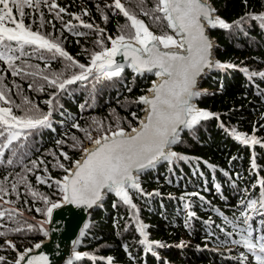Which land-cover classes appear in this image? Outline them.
<instances>
[{"label":"trees","instance_id":"16d2710c","mask_svg":"<svg viewBox=\"0 0 264 264\" xmlns=\"http://www.w3.org/2000/svg\"><path fill=\"white\" fill-rule=\"evenodd\" d=\"M109 1L55 0L58 7L50 9L48 6L49 14H57L59 8H64L65 11L82 14L86 22L98 28L77 25L64 28L57 21L50 23L54 16H47L45 26L51 27L54 32L51 34L47 31L48 35L52 40V35L60 38L64 51L79 64L87 66L92 54L86 53L82 47L89 45L85 44L88 37L99 33L104 46L109 47L108 37L114 39L128 33L124 26L130 21L118 10L110 13L105 6ZM210 1L218 16L231 25L229 29L211 33L218 43L216 58L231 67L211 74L203 82L204 92L196 103L199 108L219 118L201 121L192 130L184 132L174 148L177 158L141 177L142 193L131 192L136 209H131L113 196L108 197L103 208L93 213L79 248L80 253H88V256L74 264H108L109 257L112 264H239L221 254L228 249L234 254L246 256L249 263L255 264L253 254L242 245L230 241L240 239V235L233 231V225L236 224L241 230L245 227L239 223L243 220L241 213L248 215L253 211L247 209L245 204L249 200H259L261 191L258 180L261 186L264 183V77L255 78L242 70L245 67H264V21L252 18L264 14V0ZM51 3L52 0H48V4ZM121 3L155 35H173L166 22H156L150 15L143 14L151 13L158 0H143L142 3L141 0H121ZM40 16V9L32 11L30 17L33 26ZM48 23L51 25L48 26ZM71 27L77 28L70 31ZM12 47L15 48L16 44L12 43ZM27 48L36 51V47L31 49L26 46L24 52L29 51ZM95 50L99 52L101 48ZM13 56L19 57L14 60V66L23 71L20 75L12 76V70L4 61H0V87L15 102L10 105L14 114L24 116L28 108H33L32 114L38 112L37 116H41L51 111V116L47 126L25 130L21 139L9 149H0L3 151L0 156V182L10 185L9 193L19 189L16 174H10L19 168L25 173L27 184L38 195L36 200H32L28 194H19L22 201L16 206L31 217L29 221L23 218L19 221L23 231H14L17 226H0L1 231L7 233L0 236V256L6 258L4 264L14 262L17 251L31 248L43 239L37 221L45 218L43 210L50 205H45L41 197H48L51 202L61 199L53 183L66 174L59 165L70 169L73 162L80 158L87 138L72 125L78 123L81 129L88 130L95 120L104 125L99 131H114L117 127L131 130L142 116L137 100L154 79L136 77L126 69L120 77L111 80L97 81L95 75L60 90L42 76L46 75L50 80L59 77V83L78 74L79 68L68 69L69 60L65 58L67 62L57 65L55 60L44 64L49 62L48 58L37 55L34 62L17 53ZM25 72H35L36 75L26 76ZM42 98L53 100L49 110L45 103H41ZM26 100L30 103H25ZM21 105L28 106L24 108ZM232 129L255 136L260 143L244 145L233 137ZM59 150L66 153L69 159L60 156V160L50 166L48 155L59 154ZM9 160L12 162L9 163ZM32 161H36L38 166L33 168ZM40 161L46 164L44 172L39 167ZM36 176L44 178L46 182L39 183ZM14 184L16 190L12 191ZM4 200L8 198L0 202ZM37 208L42 211L37 212ZM253 213L254 219L250 223L257 229L255 235L259 236L262 233L258 230L263 226L264 218L258 216L257 211ZM15 219H18L17 216ZM29 224L33 225L32 230H28ZM138 224H143L150 242H159L163 246L156 247L154 244L152 251H147L145 245L140 243L144 237L137 231ZM230 232L233 234L229 237L226 234ZM6 240L14 243L17 251L9 248ZM206 247L218 249L220 253L208 252Z\"/></svg>","mask_w":264,"mask_h":264},{"label":"snow or ice","instance_id":"6c2138e0","mask_svg":"<svg viewBox=\"0 0 264 264\" xmlns=\"http://www.w3.org/2000/svg\"><path fill=\"white\" fill-rule=\"evenodd\" d=\"M142 2L143 0H141ZM41 3L48 4V0H0V49H3L0 50V61H4L8 65L9 69L12 70V76L20 75L23 71V69L14 66V60L19 57L10 54L16 51L12 47V42H14L20 49H23L25 45H31L38 49L47 50L54 55L58 54L71 61L69 67L75 66L80 69L78 74H74L71 78L59 83H57L59 77L50 80L48 76H42V79L60 90L76 81L87 80L94 72L97 73V81L120 77L124 65L117 63L115 57L121 54L126 60H129L128 67L135 72L142 74L153 72L155 69V76L163 78L160 83H154L148 89L149 92L153 93L151 98L139 97L137 102L148 106V115L145 120L140 121L139 129H131V134H126L123 128L117 127L115 131L109 129L110 134H102L99 138L93 139L91 133L81 129L78 123H74L72 127L85 131L87 138L95 147L91 150L83 149L84 158L82 161L74 162V170H69L60 164L59 167L67 175L63 176L62 179L53 181L64 204L92 208L102 199V193L106 191L121 198L122 202L129 205L131 209H136L128 189L142 192L138 181L139 173L154 166L160 159L170 161L177 158V154L170 149L172 145L177 143L181 128L192 129L201 120H207L214 116L213 113L206 110H198L192 103L193 99L202 94L196 90L197 78L201 77L206 69H222L231 67V65L212 60L213 44L205 34V23L210 28L219 27L221 29H229L231 25L223 18L218 16L214 18L215 9L203 3L202 0H158L151 13L144 12L143 14L150 15L156 22H166L167 27L173 29L181 37L178 41L173 35H154L142 20L137 19L125 8L121 0H114V4L109 7L118 9L127 18V21H130V24L124 26L128 29V33L127 35L122 33L114 39L108 37L111 42L110 48L105 47L102 41H98L101 51L94 52L91 55L90 63L86 66L73 60L59 43L42 35L39 31H32L30 26L25 25L24 9L39 8ZM48 6L50 9L58 7L55 0H52ZM63 12L65 9L59 8L57 18H59V13ZM84 14L87 15V12L85 11ZM252 18L264 21V14ZM74 19L80 20V17L74 16ZM104 19L107 21V16ZM81 23L85 28H93L92 24ZM236 23L238 24L239 21ZM160 45L164 49L173 47L183 49L186 54L161 51ZM244 71L247 72L248 70L244 69ZM24 75L34 76L36 73L25 72ZM260 75L264 77V73H260ZM0 101L4 105H14L15 103L8 97L4 89H0ZM25 103L30 102L26 100ZM45 103L51 108L53 100H47ZM16 107L19 108L20 105H16ZM81 107L84 106L81 105ZM32 113L33 108H28L24 116H17L13 112V107L0 106V149H9L14 142L21 139L25 130L31 131L47 126L51 111L41 116H35ZM133 115L135 116V114ZM216 118L219 117L216 116ZM93 122L96 123L95 120ZM231 134L244 145L260 143L255 136L242 134L235 129L231 130ZM73 139L75 140L76 137L74 136ZM57 143H63V141H57ZM2 155L3 151L0 150V156ZM61 155L65 160L69 159L66 153H61ZM179 158L183 159V157ZM8 162L11 163L12 161L9 160ZM40 163L42 164L43 161ZM32 164L33 167L38 166L36 161H32ZM253 166H255L254 161ZM21 179L26 181L25 177H21ZM36 179L39 183L46 182L40 176H37ZM15 190L14 184L12 191ZM0 192H5V189L0 187ZM31 194L37 195L35 192ZM0 199L3 197L0 196ZM41 199L45 205H50L43 210L46 219L39 222L40 231L47 236L48 232L44 231L43 225L51 220L53 210L62 207V204L51 202L48 197H41ZM4 203L9 204L11 201L4 200ZM245 207L264 215V211H262L264 210V193H261L259 200H249ZM14 211L17 210L9 208L0 211V219H3L6 213L11 219V214ZM36 211L41 212L42 209L37 208ZM18 215L22 216L23 213L18 212ZM241 215L243 220L239 223L245 227L241 230L234 224L233 231L240 235V239L230 242L242 245L249 253L253 254L255 264H264V226L258 230L262 234L256 236L257 229L252 227L251 217L244 212ZM17 224L19 225L18 221ZM27 228L32 230L33 225L29 224ZM23 230L20 226L14 229L16 232ZM137 231L144 237L140 243L145 245L147 251L151 252L154 244L156 247L163 246L159 242L148 240L143 224H138ZM232 234L230 232L226 235L230 237ZM6 235V232L0 231V236ZM228 242L225 241V243ZM5 243L13 251H17L14 243L8 240ZM41 247L40 243H36L32 248H26L22 252L17 251L14 262H8V264H48L46 255L32 254L34 250H39ZM124 248L127 252V245ZM87 256L88 253L73 252V257L76 260H81ZM92 258L94 259V257ZM5 260L4 256H0V264H4ZM108 264H112L111 257L108 258Z\"/></svg>","mask_w":264,"mask_h":264},{"label":"water","instance_id":"95a60500","mask_svg":"<svg viewBox=\"0 0 264 264\" xmlns=\"http://www.w3.org/2000/svg\"><path fill=\"white\" fill-rule=\"evenodd\" d=\"M202 2L208 4L211 8L214 9L210 0H202ZM217 16H218V14L215 11L214 18ZM218 30H223V29H221L219 27L210 28L207 25V23H205V34L209 37V39L211 40V42L213 44V48L211 50V58L214 62L215 61L221 62L219 59L216 58V50L218 48V43H216L215 38L211 34L213 31H218ZM149 31H151L153 33V31L151 29H149ZM171 31H172L174 37H176V39L179 41L181 39V37L178 36L173 29H171ZM109 44H110L109 45V48H110L111 47L110 41H109ZM159 47H160L161 51L179 52L181 54H186L184 52V50L180 49V48L173 47V48H169V49H164L162 45H160ZM115 60L117 63H121L124 65V70L128 69L136 77H140V78L152 77V78H154L152 80V82L150 83V86L146 89V92H144V95H142V96H147V97L151 98L153 96V93L149 92L148 89H150L154 83L158 84L163 79L161 77L155 76L154 73L156 70L154 69L153 72H144V73L140 74V73L135 72L132 68L128 67L129 60H126L122 54L117 55L115 57ZM220 71H221V69H211V70L206 69L205 73L201 77L197 78L196 90L203 93V89H202L203 88V82L211 74L218 73ZM95 75H97V73L94 72L88 78H90L91 76H95ZM199 97L193 99L192 103L195 105V107L198 110H205V109L199 108L197 106L196 102L199 99ZM137 104L142 109V116L138 120V122L134 128L139 129L140 128V121L145 120L147 115H148V112H147L148 106L145 104H142V103H138V102H137ZM208 112H210V111H208ZM213 117L216 118V115L214 114ZM201 121H205V120H201ZM196 126H194V127H196ZM192 129H187V128L182 127L181 130L179 131L177 143L180 141V138L184 132L190 131ZM125 132H126V134H131V130L125 131ZM177 143L172 145V147L170 149L171 151L174 152V148L177 145ZM94 147H95V145L92 143L91 145H89L85 149L91 150ZM83 158L84 157H83V150H82L80 158L78 160L82 161ZM78 160H76V161H78ZM174 160H175V158H173L170 161L160 159L159 161H157L155 163L154 166L148 167V168L144 169L143 171H141L138 175V181H139L140 188H141L140 180H141L142 176L146 175V173H148L150 171L156 170L157 168H159L163 164L172 162ZM69 170H74V162H73V164ZM65 175H67V173ZM128 192H129L130 197H131V192H134L137 194L142 193L140 191H137V190L131 189V188L128 189ZM109 196H113L116 200H119L122 202L121 198L117 197L114 193L106 192V191L104 193H102V199L100 201H98L97 204L94 205L92 208H88L87 206L76 207L75 205H67V204H64L63 201L60 199L58 202L62 204V207H60L58 209H54L51 220L48 223H45L43 225L44 231L48 232L47 236H45L44 233L42 231H40V223H39L41 221H44L46 219V217L44 220L40 219L37 221L38 229L41 232V235L43 236V239L41 241H39L38 243H40L42 245V247L39 250H34L32 254L35 255V254L39 253V254L46 255L48 257V264H74V263L80 261V260H76L73 257V252H79V248L82 244V241H83V239H84V237H85V235L89 229L93 213H95L96 211L103 208V205L107 201ZM124 205H126V204H124Z\"/></svg>","mask_w":264,"mask_h":264},{"label":"rangeland","instance_id":"374dc122","mask_svg":"<svg viewBox=\"0 0 264 264\" xmlns=\"http://www.w3.org/2000/svg\"><path fill=\"white\" fill-rule=\"evenodd\" d=\"M113 4H114V0H110L109 2H107V5H105L106 6V9L110 13H112V14L114 13V11L118 10V9L113 8V7H109L110 5H113ZM47 7H48L47 4L41 3V5L39 6V8H25L24 9V11H25L24 23H25L26 26H30L32 31H39L42 35H44V36H46L48 38H50V36L48 35L47 31L50 32L51 34H54V32H52L51 27H46L45 26V23H47L46 22L47 16H54V19L53 20H50V23H54L55 21H57L58 24L62 25L64 28L67 27V26H69V25L70 26H73V25L82 26V23L81 22L87 23V24H91V23L86 22L83 19L82 14L80 15V14H78L76 12L74 13L73 11H71V12L65 11L63 13H59V18H57V14H49L47 12ZM35 9H40L41 10V16H40L39 21H36V25L33 26L32 23H31V20L32 19H31L30 15H31L32 11L35 10ZM118 12H119V10H118ZM119 14L122 15V13H120V12H119ZM74 16H79L80 17V20L74 19ZM50 25L51 24L48 23V26H50ZM33 28L35 30H33ZM76 28L77 27H71L70 31L73 30V29L75 30ZM93 28L94 29H97L98 27L97 26H93ZM99 28H102V27H99ZM49 29H51V31H49ZM52 38H53V41L56 42V43H59L60 46L64 50V47L60 43V38H55V36H53V35H52ZM55 39H57V40H55ZM175 39H176V37H175ZM98 41H102L103 44H104V40L102 39V37H101V35L99 33H96V35H93V36L88 37V40L85 42V44H89L88 45L89 48H88V46L87 47H84L83 46L82 47V48H84L83 50L84 51H87L86 53L93 54L95 51H97V50H95L96 48H101L100 47V44L97 43ZM12 43L15 44L14 42H12ZM26 46H30L31 49H32V47H36V46H31V45H26ZM26 46H24V47H26ZM15 49H16V51L13 52V53H11V55H13L14 53H17L18 56H20V57H22L24 59H27V60H31L32 62H34L36 60L35 59V56L36 55L39 56L40 58H44V59H47L48 58L49 62H47V63H45L42 60L44 62V64H49V63H51L52 60L57 61L58 62L57 65H60L62 62H67L64 57H61L58 54H55L54 55L53 53L52 54L51 53H48L47 50H42V49L36 48V51H32L33 49L30 50L29 48H27L29 51L24 52V50L23 49H20L18 45H16ZM69 65H71V61H69L68 64H67V67H68L69 70H74V69L78 68V67H75V66L69 67ZM244 69H247V68L246 67L243 68V71H244ZM251 71H252L251 73H255V74L256 73L257 74L264 73V67H259V66H257L256 68L252 67L251 68ZM76 82H78V81H76ZM0 89H3V88L0 87ZM47 100H49V99L48 98H45V99L42 98L41 99V103H45V101H47ZM46 105L48 106V110H49V105L48 104H46ZM0 106L8 107L10 105H4L3 102L0 101ZM21 106L25 108L28 105L27 106L21 105ZM23 114H25V113H23ZM33 115L37 116L38 115V112H36ZM102 124L103 123H98L96 121V123L90 124L88 126L87 132L91 133L93 139L99 138V136H101L102 134H110L109 132H106V131H99L101 129V127L104 126ZM80 134H82V136H87L86 133H85V131H82V133L80 132ZM84 144L85 145H84V148L83 149H85L86 147H88L89 145H91L92 142L88 138H86V141L84 142ZM59 151H60L59 154L56 152L54 154L53 153H50L48 155L49 158H50L49 159L50 166H53L56 161L60 160V156L64 159V157L61 155V153H64V152H62L61 150H59ZM45 165L46 164H45L44 161H43L42 164L39 162V167L43 168V172H44ZM14 170L15 169H13V171ZM12 173L16 174L15 175V180H16L17 185H19V189L15 193H9L8 189L10 188V185L8 183H6V182H0V187H3L5 189V192H0V196H2L3 198H8V201H11V203H9V204H5L4 202H2V203L0 202V206L3 207V208H0V211H5L6 209H9V208L15 209L17 211L12 212V214H11L12 218L11 219L8 218V214L6 213L5 214V217L3 219H0V226H19L17 224V221L18 222L21 221L22 218L24 220H27V221L31 220V217L29 215H27V212H25V211L21 210L20 208H18L16 206V204H18L20 201H22V199L19 197L20 192H22L23 194H28L32 200H36V198L38 196V195L33 196L31 194L32 192H35V191L33 190V188H31L27 184V179H26V181L21 179V177H25V173L21 172L19 168H18V170L14 171V172H11L10 174H12ZM36 178H37V176H36ZM261 193H264V190ZM1 200L2 199H0V201ZM262 211H264V210H262ZM18 212H22L23 215L22 216L18 215ZM259 215L260 214L258 213V216ZM15 216H17L18 219H15ZM250 217H251V219H253V217L251 215H250ZM44 219H41V220H44ZM0 231H1V229H0ZM210 250L211 251H214V252H217V250L210 249L209 247H206V251L209 252ZM221 254H225L224 257L227 260L228 259L229 260H234V261L238 262L239 264H247L245 262V258H246L245 256H243L242 254H239V253L234 254L231 249H228V251H225L224 253H221Z\"/></svg>","mask_w":264,"mask_h":264}]
</instances>
